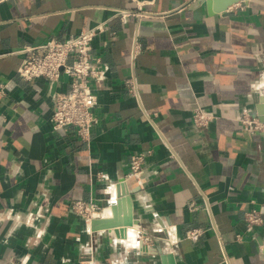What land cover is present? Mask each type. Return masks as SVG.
I'll return each mask as SVG.
<instances>
[{"label":"crops","instance_id":"0c3cea01","mask_svg":"<svg viewBox=\"0 0 264 264\" xmlns=\"http://www.w3.org/2000/svg\"><path fill=\"white\" fill-rule=\"evenodd\" d=\"M191 1L0 0V264H264V225L244 224L264 203V132L238 120L264 123V0L215 15ZM98 24L107 71L84 142L51 127L68 78L22 80L17 51ZM147 151L139 187L128 163ZM75 201L100 208L92 235ZM137 231L151 240L128 247Z\"/></svg>","mask_w":264,"mask_h":264},{"label":"built area","instance_id":"2783aa9c","mask_svg":"<svg viewBox=\"0 0 264 264\" xmlns=\"http://www.w3.org/2000/svg\"><path fill=\"white\" fill-rule=\"evenodd\" d=\"M120 14L122 17L126 16L123 11ZM103 28L102 24H98L61 40L51 38L40 45L26 46L17 51L21 54L22 60L16 74L22 80L33 81L43 78L51 84H56L62 76L68 78V88L65 91H56L51 96L53 102L51 127L53 131L72 128L84 142L90 140L92 127L97 121L94 113L97 97L94 90L97 84L104 80L107 71V66L92 53L91 47L93 38ZM212 118L211 113L202 108L197 107L192 111V122L197 128L206 127ZM238 120L248 131L264 132V123L247 113L241 114ZM148 155L149 151L135 153L129 159L126 177L132 178L139 187H144L142 171ZM111 200L113 196L110 195L107 202L110 204ZM72 210L82 217L85 232L92 235L90 221L101 213L100 208L92 202L75 201L72 203ZM244 224L247 232H252L255 227L264 225V203L259 208L245 213ZM203 231L201 227H196L188 230L185 236L187 239L197 240ZM136 237H141L147 242L152 238L137 231L126 240V245L133 247ZM164 239L171 245L174 243L168 236ZM84 248L85 260L92 263L94 255L92 243L86 244Z\"/></svg>","mask_w":264,"mask_h":264},{"label":"water","instance_id":"95a60500","mask_svg":"<svg viewBox=\"0 0 264 264\" xmlns=\"http://www.w3.org/2000/svg\"><path fill=\"white\" fill-rule=\"evenodd\" d=\"M193 5H203L205 11L208 15H215L226 11L229 7L239 4V3H246L248 0H192ZM263 120V119H262ZM99 223V222H93ZM111 226H102V228L107 229Z\"/></svg>","mask_w":264,"mask_h":264}]
</instances>
